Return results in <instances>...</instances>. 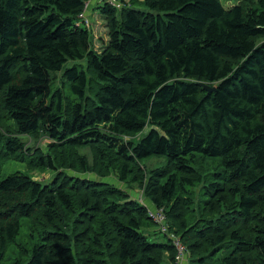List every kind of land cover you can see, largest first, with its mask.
I'll return each mask as SVG.
<instances>
[{"label": "trees", "instance_id": "1", "mask_svg": "<svg viewBox=\"0 0 264 264\" xmlns=\"http://www.w3.org/2000/svg\"><path fill=\"white\" fill-rule=\"evenodd\" d=\"M88 1L0 0V161L58 171L0 178V264H175L144 202L64 170L138 183L187 264H264V0L104 2L100 46L79 23ZM70 60L88 68L64 71L65 96L54 74ZM202 158L219 169L203 175Z\"/></svg>", "mask_w": 264, "mask_h": 264}, {"label": "rangeland", "instance_id": "2", "mask_svg": "<svg viewBox=\"0 0 264 264\" xmlns=\"http://www.w3.org/2000/svg\"><path fill=\"white\" fill-rule=\"evenodd\" d=\"M225 1V0H223ZM233 2H236L237 0H231ZM104 2H108L110 5L113 7H117L120 9L123 6V2L121 0H90L84 7L82 17L79 19V23L82 27L86 26L90 30V34L92 37V40H94L95 44H98L99 46L101 45L102 42H108L109 40V17L107 14L102 12V9L99 8L100 5H103ZM129 3V2H128ZM132 4V2H130ZM136 6H143L141 4H136ZM264 40L263 37H259L258 41ZM83 64V68L87 70L86 62L85 60H70L68 61L63 69L61 71L56 72L54 74V86L56 87L55 89H60L63 91L65 96H71V93L69 91V83L66 81V78L64 76V71L68 68L73 66L74 64ZM236 64L240 63V60L235 61ZM6 131V127H5ZM147 131V130H146ZM145 131V132H146ZM144 132V133H145ZM7 133V131H6ZM138 137V136H137ZM21 140L25 143L26 147H34V148H42L46 153H50V148H49V139L45 135H39V136H22ZM32 153V152H30ZM29 154V152L27 153ZM164 162V158H150L145 160V163L147 165H159L161 166L162 163ZM197 169L199 170L200 173L203 175H208L209 173H213L214 171H217L220 167L219 163L211 158H202L199 162H197ZM222 167V166H221ZM59 171H62L60 169ZM66 173H68L71 176H76V177H81V178H92V179H99V180H104V181H111L112 183L120 185L123 189L127 190L132 197L144 202L149 209L150 216L152 220L154 221L152 226L145 227L146 233L149 234V238L151 240H156V241H168L169 237L166 236L164 233L161 232L159 225L157 224L154 214L157 213V208L153 205L152 202L145 196L143 187H140L138 183H133V184H128V183H120L115 176H109L105 179H103V176H99L98 174L94 172H85V173H79L77 171H72V170H64ZM16 172H21V173H27L30 176H33L37 178L39 181L47 184L48 182H52L54 176L56 175V172L51 169H47L46 171H41L39 169H31L29 166L28 161H21L17 159H5L3 161H0V178H4L10 174L16 173ZM144 182H147L144 180ZM198 186L197 188H193L190 191V194L193 196L196 208L199 207V204L201 203V193H200V187ZM199 214H198V221H199ZM199 226H201L200 221H199ZM171 233H174V231L170 230ZM177 236H180L177 234ZM19 244L22 242L19 241ZM188 257L189 253H187L184 256V261L183 264L188 263Z\"/></svg>", "mask_w": 264, "mask_h": 264}, {"label": "built area", "instance_id": "3", "mask_svg": "<svg viewBox=\"0 0 264 264\" xmlns=\"http://www.w3.org/2000/svg\"><path fill=\"white\" fill-rule=\"evenodd\" d=\"M88 2H86V4ZM154 218H155L157 224L159 225L161 232L168 235L169 238L172 239L173 243L175 244V246L177 248V253H176V257H175V264H183L184 256L187 253V248L181 242L180 237L177 236L176 233H171V231L169 230L167 215L162 210L157 208V213L154 214Z\"/></svg>", "mask_w": 264, "mask_h": 264}, {"label": "water", "instance_id": "4", "mask_svg": "<svg viewBox=\"0 0 264 264\" xmlns=\"http://www.w3.org/2000/svg\"><path fill=\"white\" fill-rule=\"evenodd\" d=\"M203 86H204V88L207 90V91H213V90H215V87L214 86H210V85H208V84H202Z\"/></svg>", "mask_w": 264, "mask_h": 264}]
</instances>
